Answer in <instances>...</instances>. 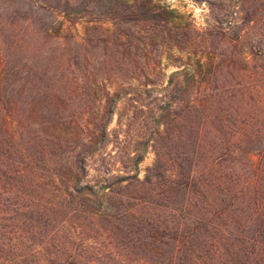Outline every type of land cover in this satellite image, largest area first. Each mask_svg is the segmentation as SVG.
<instances>
[{
    "label": "trees",
    "instance_id": "obj_1",
    "mask_svg": "<svg viewBox=\"0 0 264 264\" xmlns=\"http://www.w3.org/2000/svg\"><path fill=\"white\" fill-rule=\"evenodd\" d=\"M115 2L112 7L125 4L138 20L166 24L179 17L154 0ZM88 34L75 43L87 52L61 63L68 75L55 80L63 86L45 91L54 113L39 122L31 72L0 71V264H264V178L257 152L249 153L261 137L257 118L232 106L250 99L252 86L242 73L233 75L240 85H227L221 72L210 70L214 59L185 64L164 88L180 107L184 149L173 173H162L161 156L140 179L143 155L134 152L124 155L119 171L95 169L90 180V159L106 146L117 101L135 81L154 85L159 72L146 69L145 58L114 53L120 37H106L99 57L93 51L101 42ZM232 101L208 129L206 108ZM229 110L242 116L228 118ZM263 116L264 110L260 123ZM259 152L264 155V146ZM154 178L161 192L149 189ZM115 228L114 250L107 238Z\"/></svg>",
    "mask_w": 264,
    "mask_h": 264
},
{
    "label": "rangeland",
    "instance_id": "obj_2",
    "mask_svg": "<svg viewBox=\"0 0 264 264\" xmlns=\"http://www.w3.org/2000/svg\"><path fill=\"white\" fill-rule=\"evenodd\" d=\"M67 1L0 0V71L31 72L40 100L37 122L44 115H53L54 110L47 108L48 100L45 101L43 95L46 90L53 93L54 87L63 86L55 78L68 75V67L61 64L66 56L87 52V48L80 50L75 43L85 40L88 31L92 39L101 42L93 51L99 57L103 56L107 38L112 42L121 39L119 46H113L114 53L145 58L146 69L154 71L155 75L159 72L154 77L157 80L154 85L145 84L144 78L135 81L133 89L117 101L108 129L109 139L105 148L90 159L88 179L97 177L95 169L108 167L111 171H119L124 155L134 152L143 155L139 165L140 179L145 178L161 156L166 166L162 173H173L174 162L180 161L184 149L182 127L176 118L180 107L176 100L169 99L171 94L164 88L174 71L185 64L195 66L197 60L214 59L210 70L221 72L222 81H228L227 85H240L233 82V75L242 73L246 85L252 86L254 95L250 99L247 96L246 101L206 108L204 117H211V124L207 126L212 129V122L223 115L219 112L222 106L232 103V106H243V116L250 121L257 118L255 133L261 137V143L254 145L249 153H260L264 146V116L259 122V115L264 110V100H261L264 98V86L261 85L264 82V0H154L178 13V19L166 24L131 18V9L127 5L120 3L118 7H112L115 0ZM259 100L260 105L263 103L261 106L257 105ZM165 107L171 109V112L167 111L170 116ZM202 115H192L191 119ZM224 115L228 118L242 116L231 110L225 111ZM43 136L48 135L43 133ZM257 154L254 159L261 164L264 178V155ZM153 182L155 184L149 189L161 192L156 178ZM178 201L180 196L174 203ZM114 223L119 225L118 221ZM107 224L106 221L100 223L103 227ZM114 231L107 241L112 239L115 250L120 232L117 228ZM95 236L97 240H103L97 233Z\"/></svg>",
    "mask_w": 264,
    "mask_h": 264
}]
</instances>
